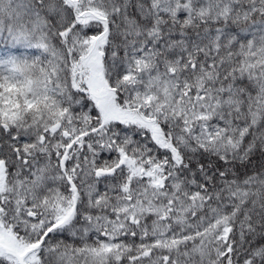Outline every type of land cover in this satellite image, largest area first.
I'll return each instance as SVG.
<instances>
[{"label":"snow or ice","instance_id":"obj_1","mask_svg":"<svg viewBox=\"0 0 264 264\" xmlns=\"http://www.w3.org/2000/svg\"><path fill=\"white\" fill-rule=\"evenodd\" d=\"M0 264H264V0H0Z\"/></svg>","mask_w":264,"mask_h":264}]
</instances>
